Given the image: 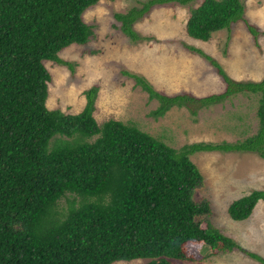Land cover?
I'll use <instances>...</instances> for the list:
<instances>
[{
    "label": "trees",
    "instance_id": "16d2710c",
    "mask_svg": "<svg viewBox=\"0 0 264 264\" xmlns=\"http://www.w3.org/2000/svg\"><path fill=\"white\" fill-rule=\"evenodd\" d=\"M97 1L0 0V264H110L134 258L172 264L189 259L184 246L192 241L221 251L238 248L264 264L262 256L213 225L207 197L194 198L205 183L191 159L194 152L210 150L254 151L264 158V76L236 80L192 46L216 68L225 83L222 92L166 94L145 76L122 70L157 100L150 112L154 117L174 105L195 114L191 104H213L238 92L257 94L256 132L233 142L200 140L173 147L133 122L108 118L99 123L93 114L97 85L85 90V103L76 113L49 108L51 74L45 61L72 68L58 53L94 36L83 12ZM192 1L144 0L115 16L131 40L148 38L132 24L153 4ZM243 13L242 0H201L190 6L185 31L208 40L243 19ZM259 199L264 200V189H253L233 199L227 213L245 219Z\"/></svg>",
    "mask_w": 264,
    "mask_h": 264
},
{
    "label": "rangeland",
    "instance_id": "374dc122",
    "mask_svg": "<svg viewBox=\"0 0 264 264\" xmlns=\"http://www.w3.org/2000/svg\"><path fill=\"white\" fill-rule=\"evenodd\" d=\"M144 0H98L83 12L84 20L94 26V36L85 44L72 43L58 55L71 63L45 61L50 71L46 105L63 112L76 113L85 103V90L98 86L94 117L102 123L108 118L133 122L142 130L173 147L192 141H236L256 132L257 94L238 92L222 101L201 106H172L164 115H151L158 102L149 99L134 79L122 72L141 74L155 89L175 94L196 90L217 91L209 76L218 75L204 56L190 46L203 50L219 62L236 80L258 81L264 76V0H242L243 19L255 29L253 35L243 19L217 30L210 39L200 40L185 33L188 4L155 3L132 25L142 36L131 40L122 30L115 13L140 6ZM207 80V81H206ZM218 80V79H217ZM223 83V81H221ZM213 85V86H212ZM197 96V95H196ZM201 96V95H200ZM191 159L204 176V187L194 192L196 200L207 197L210 219L221 232L231 236L242 248L264 258V211L258 203L242 220L229 217V203L253 189H264V158L254 151H197ZM59 203L65 205L66 199ZM258 206V208H257ZM187 260L172 264H261L244 251L217 250L200 242H186ZM215 252V253H213ZM148 258L116 260L110 264H143Z\"/></svg>",
    "mask_w": 264,
    "mask_h": 264
},
{
    "label": "crops",
    "instance_id": "0c3cea01",
    "mask_svg": "<svg viewBox=\"0 0 264 264\" xmlns=\"http://www.w3.org/2000/svg\"><path fill=\"white\" fill-rule=\"evenodd\" d=\"M169 3H173V2H169ZM165 4V3H164ZM216 31H214L213 33H212V35L215 33ZM185 33H186V31H185ZM187 34V33H186ZM188 35V34H187ZM212 35H211V37H212ZM191 37V36H190ZM210 37V38H211ZM192 38H194V37H192ZM209 38V39H210ZM195 39H198V38H195ZM201 40V39H200ZM220 76V75H219ZM209 79H210V81H213L214 83H213V85H215V87L216 88H218V85H219V89H218V91L219 92H222L223 90H224V88H225V83H224V81L222 80V78H221V76L220 77H218V75H215V76H209ZM218 79V80H217ZM207 81V80H206ZM221 81H223V83L221 82ZM212 85V86H213ZM211 93H217V91H216V89L215 90H211L210 91ZM188 93H190V94H192V95H194V93H191V92H188ZM206 93H208V91H203V90H196V95L197 96H203V95H205ZM210 94V93H209ZM196 95H194V96H196ZM94 113V112H93ZM204 187V186H203ZM244 195V194H243ZM242 196V195H241ZM240 197V196H239ZM259 200H262V199H259ZM258 200V201H259ZM257 201V202H258ZM264 201V200H263ZM257 202H256V204H257ZM255 204V205H256ZM257 205H261L262 206V210L260 211V213L261 214H263V211H264V202H261V203H258ZM255 207V206H254ZM257 208H258V206H257ZM254 209V208H253ZM264 215V214H263ZM230 217V216H229Z\"/></svg>",
    "mask_w": 264,
    "mask_h": 264
}]
</instances>
